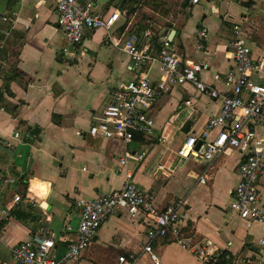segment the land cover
<instances>
[{"label":"crops","instance_id":"1","mask_svg":"<svg viewBox=\"0 0 264 264\" xmlns=\"http://www.w3.org/2000/svg\"><path fill=\"white\" fill-rule=\"evenodd\" d=\"M135 1L137 5L131 0H93L92 4L96 12L119 11L116 40L125 33L139 37L149 31L156 42L170 40L182 61L207 63L209 69L200 78L219 93L228 94L221 77L234 66L227 49L234 38V24L245 21L243 27L250 33L254 23L256 40L249 36L248 43L254 59L264 58V6L251 17L230 7H240L241 0ZM15 2L14 8L0 15V139L7 143L0 145V264H14L11 247L44 230L54 235V254L61 257L75 237L66 227L75 229L79 222L74 202L118 190L126 170H133L134 182L154 197L158 209L184 200L182 236L189 247L209 243L216 250L214 255L231 258L230 264H264V245H260L264 227L246 228L229 209L242 154L231 150L212 162L180 160L175 155L180 139L204 130L220 102L199 94L190 84L176 86L153 104L151 138L92 144L86 135L89 126L100 118L112 93L133 76L129 57L118 47L104 44L103 30L88 32L80 45L68 42L56 23V0ZM130 8L135 11L128 13ZM203 27L208 38L205 50L198 52L195 39ZM152 70L157 79L159 66ZM11 76L6 90L4 78ZM251 79L264 82L257 73ZM33 128L39 129L38 135H30ZM254 131L264 139V126ZM159 138L166 141L160 143ZM141 153L143 160L133 161ZM121 159L127 160L126 166L119 165ZM202 174L207 176L204 185L197 181ZM7 179L13 184L6 185ZM184 179L192 185L177 198L168 183ZM257 186L264 206V174ZM197 189L206 196L192 201ZM147 229L142 219L110 216L92 245L67 264H119V257L129 263L152 264L143 253ZM153 250L160 264H207L171 237L155 242Z\"/></svg>","mask_w":264,"mask_h":264},{"label":"built area","instance_id":"2","mask_svg":"<svg viewBox=\"0 0 264 264\" xmlns=\"http://www.w3.org/2000/svg\"><path fill=\"white\" fill-rule=\"evenodd\" d=\"M198 0H192L196 3ZM93 0H56V23L65 38L72 45H80L88 32L103 30L104 44L114 45L130 59L132 78L112 93L111 101L103 109L97 122L91 124L86 135L97 143L102 140L132 142L136 136L144 139L153 136L154 120L151 117L153 104L164 93L184 84L192 85L199 94L218 100V112L208 118L204 130L198 134H187L176 148V158L180 160H204L212 162L228 151L237 150L243 160L238 168V183L233 190L229 209L242 220L246 228L257 224L264 227V206L257 186L258 178L264 174V139L254 131L256 126H264V82L251 79L254 73L264 76V58L254 59L248 43V28L245 21L233 25L234 38L229 41L234 66L221 77L228 94L219 93L205 84L200 74L208 70L207 63L182 61L172 47V42L162 39L156 42L149 31L138 37L125 33L122 40H116L114 31L121 14L114 10L107 14L93 10ZM208 38L207 28H201L195 39L198 52L205 50ZM158 44L157 48L156 45ZM156 48V49H155ZM156 54L154 55V51ZM157 64L160 76L153 78V66ZM218 80L220 77L214 75ZM17 138L18 134H14ZM164 143L165 138H159ZM0 145L7 143L0 139ZM144 153L133 157L140 163ZM127 160L121 159L120 166ZM199 184L207 182L206 174L197 178ZM6 185L13 180H5ZM15 201L19 197L15 196ZM74 207L79 213V222L73 231L75 237L61 257L54 254V235L44 230L33 235L28 241L11 247L10 258L14 264H67L86 251L96 237L102 224L113 215L123 214L146 222V241L143 253L152 264H160L153 250L159 240L171 237L176 244L189 250L202 262H208L215 254L209 243L189 247L182 236L185 222L184 200H176L166 208L156 207L154 197L142 190L134 182L133 170L123 174L121 188L99 193L92 199H77ZM264 245V240L260 241ZM119 264H134L123 257Z\"/></svg>","mask_w":264,"mask_h":264},{"label":"rangeland","instance_id":"3","mask_svg":"<svg viewBox=\"0 0 264 264\" xmlns=\"http://www.w3.org/2000/svg\"><path fill=\"white\" fill-rule=\"evenodd\" d=\"M200 5L206 6V1H202L200 3ZM240 7L235 6L234 4H230V7L233 9H237L239 8V12L240 13H245L249 16H254L257 15L259 12H261V8H263L264 6V0H241L240 1ZM16 6V2L15 0H0V15H2L5 12V9H8V7H15ZM225 9V4L222 5V10ZM186 15L189 17V15L186 13ZM249 36L251 38V41H253L254 39L256 40V28L254 23L251 24L250 26V33ZM176 48V47H175ZM260 130V129H258ZM183 141V138L180 139L179 143H181ZM147 146V145H145ZM58 165V163L56 164ZM192 185V181L189 179H184L182 182H174L171 181L168 183V187H171V189L174 190V194L175 197L180 198L182 197L183 194H186V192L188 191V189L190 188V186ZM204 188V187H203ZM205 191L203 189H197L193 192V194L191 195V200H195V199H199L201 197H205ZM201 262V261H200ZM203 264V263H202Z\"/></svg>","mask_w":264,"mask_h":264},{"label":"trees","instance_id":"4","mask_svg":"<svg viewBox=\"0 0 264 264\" xmlns=\"http://www.w3.org/2000/svg\"><path fill=\"white\" fill-rule=\"evenodd\" d=\"M130 4H132V5H137L138 4V2L137 1H135V0H131V3ZM135 11V8H130V9H128V13H133ZM12 77H14V76H11V77H9V78H4V89H6L7 90V86H8V84H7V81L8 80H12ZM135 139H137V140H139V141H141V142H145V140L143 139V137H142V135H139V136H136L135 137ZM26 190V189H25ZM231 263V258H229V259H226V257H225V255H220L219 257H216L215 255L212 257V259L211 260H209L208 262H207V264H230Z\"/></svg>","mask_w":264,"mask_h":264},{"label":"water","instance_id":"5","mask_svg":"<svg viewBox=\"0 0 264 264\" xmlns=\"http://www.w3.org/2000/svg\"><path fill=\"white\" fill-rule=\"evenodd\" d=\"M38 132H39V129L38 128H33L31 131H30V135L31 136H36V135H38ZM88 137V136H87ZM90 138L88 137V140H89ZM94 142H92V144H93Z\"/></svg>","mask_w":264,"mask_h":264}]
</instances>
